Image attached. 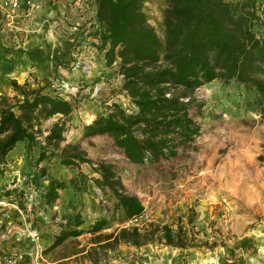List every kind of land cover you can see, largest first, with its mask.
<instances>
[{
  "label": "rangeland",
  "instance_id": "obj_1",
  "mask_svg": "<svg viewBox=\"0 0 264 264\" xmlns=\"http://www.w3.org/2000/svg\"><path fill=\"white\" fill-rule=\"evenodd\" d=\"M161 7L162 0L144 4L149 23L157 30ZM92 42V38L75 42L68 55L59 57L66 79L46 84L49 92L76 100L75 110L66 118L63 144L78 143L93 161L111 163L126 191L141 200L143 213L123 226L167 225L174 234L180 231L189 246L122 244L108 253L104 264H264V119L249 104L251 94L236 83L217 80L198 87L190 108L200 127L198 135L180 145L173 157L135 164L109 135H82L83 126L113 102L133 110L121 89L117 64L106 65ZM77 59L91 65L89 74L75 68ZM58 118L48 119L44 127ZM37 154V149L28 151L19 143L0 165V264H90L72 254L88 245L87 231L96 219L113 220L106 232L119 226L114 219L120 210L110 192L96 185L99 175L87 163L82 164L83 171L81 166L65 167L61 178L66 187L52 206L46 205L42 195L48 170L59 162H42L48 173L39 178ZM81 173L86 178L82 176L80 183L75 176ZM75 213L81 216L84 233L46 250L63 226L73 227Z\"/></svg>",
  "mask_w": 264,
  "mask_h": 264
},
{
  "label": "trees",
  "instance_id": "obj_2",
  "mask_svg": "<svg viewBox=\"0 0 264 264\" xmlns=\"http://www.w3.org/2000/svg\"><path fill=\"white\" fill-rule=\"evenodd\" d=\"M146 2L93 0L94 22L78 41L92 38L100 59L106 65L117 64L123 76L121 89L133 110L111 103L106 112L83 126V137L109 135L135 164L173 157L180 145L191 142L200 131L190 114L192 93L214 80L243 87L252 96L249 104L264 119V0H162L159 30L149 23ZM59 57L54 58L56 67L61 65ZM9 84L12 93H0V165L6 164L19 143L28 151L38 150L39 178L48 173L42 162L56 159L72 168L87 163L99 175L96 185L110 192L120 210L114 219L119 226L106 232L113 220L96 219L87 231L88 245L72 255L83 256L90 264H104L108 253L122 244L189 247L181 232L174 234L167 225L123 226L139 217L144 205L126 191L111 163L93 161L78 143L63 144L66 118L76 108L74 97L49 92L47 83L35 86L11 78ZM56 115L59 118L45 128V121ZM65 187L63 180L49 175L43 202L52 206ZM72 221L73 227L63 226L46 250L84 233L79 213Z\"/></svg>",
  "mask_w": 264,
  "mask_h": 264
},
{
  "label": "crops",
  "instance_id": "obj_3",
  "mask_svg": "<svg viewBox=\"0 0 264 264\" xmlns=\"http://www.w3.org/2000/svg\"><path fill=\"white\" fill-rule=\"evenodd\" d=\"M34 1L40 7L31 13L30 23L23 14L25 0H21L12 18H6L4 10L0 9V93H12L9 84L11 78L19 83L28 81L35 86L44 85L54 78L63 82L66 68L61 65L56 67L54 58L67 52L80 38L83 27L94 22L92 3L83 5L74 0ZM64 170L65 166L58 163L54 167L51 165L48 172L50 176L62 180ZM85 174L76 175L75 180L81 183V177L86 178ZM63 190H59V195Z\"/></svg>",
  "mask_w": 264,
  "mask_h": 264
},
{
  "label": "built area",
  "instance_id": "obj_4",
  "mask_svg": "<svg viewBox=\"0 0 264 264\" xmlns=\"http://www.w3.org/2000/svg\"><path fill=\"white\" fill-rule=\"evenodd\" d=\"M78 4L89 5L92 3L93 7V0H74ZM21 5V0H0V9L4 10V16L6 18H12L18 8ZM26 9H24L23 14L27 16L29 23L31 22L30 16L31 13L37 9H39L40 4L34 0H25ZM94 14H95V7H94ZM73 54V53H72ZM74 55V54H73ZM75 68L80 69L83 74H89L91 71V65L86 61H77L74 63ZM120 78H123L122 74L119 75ZM31 237L35 239L37 237V232L35 230L31 231Z\"/></svg>",
  "mask_w": 264,
  "mask_h": 264
}]
</instances>
